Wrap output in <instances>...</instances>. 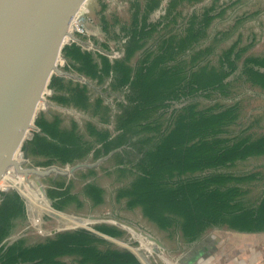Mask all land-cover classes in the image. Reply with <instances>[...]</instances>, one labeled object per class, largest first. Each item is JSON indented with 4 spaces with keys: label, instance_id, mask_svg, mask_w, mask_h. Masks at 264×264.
<instances>
[{
    "label": "trees",
    "instance_id": "obj_1",
    "mask_svg": "<svg viewBox=\"0 0 264 264\" xmlns=\"http://www.w3.org/2000/svg\"><path fill=\"white\" fill-rule=\"evenodd\" d=\"M122 1L128 4L125 21L115 15L107 19V5L100 0L97 12L101 32L120 58L110 60L75 43L61 54L64 71L95 87L107 83L111 93L123 98L111 108L89 86L53 76L49 100L81 112L86 121L70 119L64 125V117L40 114L34 121L40 133L22 148L36 168L74 166L87 157L113 162L101 168L111 183L108 188L97 184L93 168L77 171L78 186L74 177H58L45 190L52 208L90 216L108 204L117 206L113 215L122 220L121 211L137 212L173 241L176 251L188 250L187 261L202 256L211 230L264 233L262 173L246 170L248 162L264 161V117L253 121L249 115L241 123L243 106L232 101L239 89L264 97V50L249 54L254 39L241 46L242 34L224 46L245 14L230 30L212 31L227 8L216 0L199 9L205 0ZM100 47L108 51V44ZM26 218L19 195L2 194L0 264H141L129 250L103 238L127 237L105 224L94 227L103 237L75 229L39 241L3 243Z\"/></svg>",
    "mask_w": 264,
    "mask_h": 264
},
{
    "label": "water",
    "instance_id": "obj_2",
    "mask_svg": "<svg viewBox=\"0 0 264 264\" xmlns=\"http://www.w3.org/2000/svg\"><path fill=\"white\" fill-rule=\"evenodd\" d=\"M98 1L0 0V184L9 171H13V176L10 178L13 184L19 186V182L15 179L21 175L29 187H31L29 176L44 178L50 174L54 177L67 175L55 166L44 169L22 168L28 159L22 148L32 139L34 133H40L34 124L40 112L37 107L41 101L45 102V107L49 105L46 100L51 96L52 91L49 90L48 85L53 76L66 77L93 88L85 78L77 80L62 71L65 61L61 51L64 46L75 43L86 51V47L101 48V44H108V48H116L113 42L106 41L101 32L97 16ZM100 1L107 5L104 12L107 19L111 20L112 15L118 16L123 21L129 18L127 2ZM213 1L215 0H205L203 4L197 5V9L202 5L208 6ZM234 1L216 0L219 7L227 8L210 29L230 30L234 21L245 14L246 20L239 24L238 28L235 27V31L224 46L229 45L238 34H242L241 46L245 45L248 39H254V45L249 48L248 53L258 54L264 50V0ZM164 3L165 1L162 3L163 6ZM161 14L162 7L152 15V19L155 21ZM103 161L104 159L97 161L96 165ZM84 168L91 167L84 163L76 164L72 166L70 174ZM16 193L27 207L30 206V201L25 195L19 191ZM47 207L48 209H40L53 218H60L61 214L54 211L50 201ZM70 219L87 223L107 221L92 216L70 217ZM114 222L115 226L123 230H131L136 236L163 249L162 244L152 236L125 222L119 220ZM92 233L97 234L94 231ZM103 238L108 240L106 237ZM203 241L205 249L202 256L187 261L186 252L171 264H180L182 259L187 261V264H264V233L240 235L214 230ZM137 258L141 264H151L142 255Z\"/></svg>",
    "mask_w": 264,
    "mask_h": 264
},
{
    "label": "rangeland",
    "instance_id": "obj_3",
    "mask_svg": "<svg viewBox=\"0 0 264 264\" xmlns=\"http://www.w3.org/2000/svg\"><path fill=\"white\" fill-rule=\"evenodd\" d=\"M89 49L91 52H101L105 54L110 60L118 59L120 58L121 54L116 50V48H108V51H104L101 48H95V47H86ZM66 75L69 77L72 76L74 78H77L79 80L81 77L76 75L75 73H69L63 70ZM79 77V78H78ZM88 82V81H87ZM93 86V96L96 97L97 95H101L105 101V104L109 105L111 108L115 106V101H120L122 98L120 95L111 93L108 89L107 83L104 84L103 86H96L93 85L90 81L88 82ZM235 94L237 97L233 98L234 101H239L241 102V105L243 106V110L241 112V123L245 121L244 117L247 118L246 116H252L253 121L263 118L264 117V97L258 95L255 91H250V90H236ZM48 100V101H47ZM46 102L49 104L48 106L45 107V102L41 101L37 107L38 112L37 117L40 114H43L47 118L52 117L53 115H59L60 117H64V125H67L69 120H75L79 124H83L84 121H86V116L83 115L81 112L72 109V108H64L61 107L57 104H54L47 98ZM232 101H226L224 102L225 104H232ZM203 104H207V102H203ZM213 104V103H209ZM251 121V119L249 120ZM264 120H261V126L263 125ZM22 151V150H21ZM22 161V158L20 159ZM85 164L91 168L94 169V171L98 174V179H94V181L99 184L100 186L104 188H108L111 183L110 178L104 177L103 173L101 172V168H107L111 167L113 165V162H101L98 165H96L97 162H93L91 157H87L83 162L79 164ZM264 165V161L262 159L258 160H252L246 164V170L250 171L254 169L255 172H260L262 173L263 181L262 184L264 183V167H261ZM26 167H33L32 164L30 163L29 158L27 159L26 164L22 165V168ZM59 168L60 170L63 171V173L67 174L66 176H63L66 178V180H70L71 178H75L74 184L78 186L81 182L79 173L77 172L78 170H75L72 174H70V170L72 166H65V167H60V166H55V168ZM85 169V168H84ZM58 177H54L52 174L44 177V178H36L35 176H29V182L30 186H25V189L28 192H31L33 194L32 197V202H37V201H43V202H49V199H47L45 190L48 188L49 183L52 182V180H58ZM23 179L22 177H19ZM25 179V178H24ZM23 179V180H24ZM6 187V193L9 192H15L14 188L9 185L8 188L6 184L3 185V183L0 184V190H5ZM18 186H15L17 188ZM77 189V188H76ZM75 189V190H76ZM24 192V191H23ZM254 192V191H253ZM255 193V192H254ZM4 194V193H3ZM2 198V194H0V199ZM35 198L37 201H35ZM38 203V205H33V211L30 212L29 218L27 217L24 222H22V225H18L16 229L11 233V235L3 242V243H9L14 240H18L21 238L28 239L29 241H39L42 240L46 237H50L58 232L61 231H68V230H75V229H82L84 228L87 231L93 232L94 227L97 225H110V226H115V220H119L122 222H125L129 224L130 226L140 230L141 232H144L153 238H155L157 241H159L163 249H160L149 242L145 241L143 238H140L135 235V233L131 230H123L126 232L127 237L124 240H117V239H111L109 238L108 241L112 243V245L116 248H122V249H127L129 251L134 252L136 257H140V255L144 256L147 261L151 264H171L173 261L181 257L183 254H185L188 250L185 251H176L175 250V244L173 241L169 240L168 237H166L165 234L157 232L153 227H151L149 224H147L144 220L140 218V215L137 212H126V211H121L119 213V216L122 219H117L114 217L113 214H115L116 210H118L117 206L113 207L111 205L106 204L105 206L97 209L96 211L100 212L99 214L95 213V215H90L92 217L96 218H104L107 221L102 222V223H87L85 221L81 220H73L70 219V217H81V216H73V215H68L64 213L60 216V218H53L48 213H44L41 211L40 208H43L42 203ZM47 202V203H48ZM35 206V207H34ZM34 208H36L34 210ZM40 209V210H39ZM53 210V209H52ZM55 211V210H54ZM87 210L83 211V214ZM57 212V211H56ZM59 213V212H58ZM39 220V223L35 225L34 222H37ZM117 227V226H115ZM119 228V227H118ZM216 230V229H215ZM214 230L209 231L207 234L210 235ZM225 231V230H223ZM41 232V233H39ZM263 234V233H262ZM156 248V249H155ZM138 259V258H137Z\"/></svg>",
    "mask_w": 264,
    "mask_h": 264
},
{
    "label": "built area",
    "instance_id": "obj_4",
    "mask_svg": "<svg viewBox=\"0 0 264 264\" xmlns=\"http://www.w3.org/2000/svg\"><path fill=\"white\" fill-rule=\"evenodd\" d=\"M82 48V47H81ZM82 49H84V48H82ZM85 50V49H84ZM89 49H87V51H88ZM82 78V77H81ZM82 79H84V78H82ZM50 97V96H49ZM49 97H47V98H49ZM20 152H22V151H20ZM13 176V171H9L7 174H6V176L3 178V180H2V182L1 183H3V185L4 184H6V186L8 187V188H11V187H9V185H11L13 188H14V191L15 192H17V191H19L20 193H22L23 195H25L28 199H29V201H30V206H26V214H27V217L29 218V214H30V212L31 211H33V205L35 204V205H38V203L40 202V201H37V199L35 198V201H37V202H32V197H33V194H31V192H28L26 189H25V186H26V184H25V182H24V180L23 179H21V178H16L15 180H17L18 182H19V186L17 187V188H15V184H13L12 182H11V177ZM5 187V186H4ZM27 187V186H26ZM5 191H6V187H5ZM24 191V192H23ZM3 193H5L4 191L3 192H1L0 194H3ZM0 201H1V199H0ZM40 203H42V205L41 206H43V208H47L48 209V207H47V202L45 201V202H43V201H41ZM35 207V206H34ZM36 208H34V210H35ZM60 214V213H59ZM62 215V214H61ZM35 223V225H37L38 223H39V220H37V222H34ZM39 233H41V232H39Z\"/></svg>",
    "mask_w": 264,
    "mask_h": 264
},
{
    "label": "crops",
    "instance_id": "obj_5",
    "mask_svg": "<svg viewBox=\"0 0 264 264\" xmlns=\"http://www.w3.org/2000/svg\"><path fill=\"white\" fill-rule=\"evenodd\" d=\"M117 50V49H116ZM118 51V50H117ZM91 52V51H90ZM118 52H120V51H118ZM93 54H95V53H101V52H92ZM78 82V81H77ZM89 82V81H88ZM79 83H81V82H79ZM81 84H83V83H81ZM85 85V84H84ZM93 87V86H92ZM121 96V98H123L122 96H123V94L122 95H120ZM12 242V241H11ZM11 242H9V243H11ZM9 243H7V244H9Z\"/></svg>",
    "mask_w": 264,
    "mask_h": 264
},
{
    "label": "bare ground",
    "instance_id": "obj_6",
    "mask_svg": "<svg viewBox=\"0 0 264 264\" xmlns=\"http://www.w3.org/2000/svg\"><path fill=\"white\" fill-rule=\"evenodd\" d=\"M19 177H23V176L19 175ZM155 249H156V248H155Z\"/></svg>",
    "mask_w": 264,
    "mask_h": 264
}]
</instances>
